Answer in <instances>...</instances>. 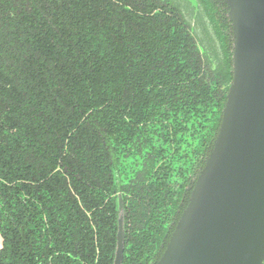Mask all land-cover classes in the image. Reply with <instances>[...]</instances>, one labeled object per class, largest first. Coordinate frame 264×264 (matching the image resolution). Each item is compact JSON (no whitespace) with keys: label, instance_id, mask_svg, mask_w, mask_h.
<instances>
[{"label":"trees","instance_id":"trees-1","mask_svg":"<svg viewBox=\"0 0 264 264\" xmlns=\"http://www.w3.org/2000/svg\"><path fill=\"white\" fill-rule=\"evenodd\" d=\"M228 56L167 0H0V264H113L118 194L122 264H152L187 179L169 182L176 151L211 147Z\"/></svg>","mask_w":264,"mask_h":264},{"label":"water","instance_id":"water-1","mask_svg":"<svg viewBox=\"0 0 264 264\" xmlns=\"http://www.w3.org/2000/svg\"><path fill=\"white\" fill-rule=\"evenodd\" d=\"M223 1L232 26V67L220 122L187 204L154 264L264 262V0ZM117 210L113 264H122L120 194Z\"/></svg>","mask_w":264,"mask_h":264},{"label":"flooded vegetation","instance_id":"flooded-vegetation-1","mask_svg":"<svg viewBox=\"0 0 264 264\" xmlns=\"http://www.w3.org/2000/svg\"><path fill=\"white\" fill-rule=\"evenodd\" d=\"M173 2L182 12L186 22L189 25L191 33L198 41L203 53L210 55L215 64H220L225 60L227 55L230 56V66L232 67V26L228 20V9L223 0H167ZM221 44L223 46H221ZM228 56V57H229ZM214 64V65H215ZM231 80V79H230ZM225 102V101H224ZM223 107V106H222ZM215 138V137H214ZM214 140V139H213ZM213 144V142H212ZM182 150L176 151L180 156L176 157L178 171H170L172 174L169 177V182L174 180H185L180 196H178V208L176 214L170 223L169 233L161 243V253L156 257L154 264L161 256L164 247L173 231L175 224L181 214L182 209L187 204L191 189L195 183L197 175L204 166L205 158L210 152L211 147H206L198 153L187 144H182ZM185 149V150H184ZM172 166V165H171ZM170 167V166H169ZM173 167V166H172ZM176 167V166H175ZM188 170L185 174L184 168ZM186 175V176H185ZM184 176V177H183ZM119 195V194H118ZM119 214V212H118Z\"/></svg>","mask_w":264,"mask_h":264}]
</instances>
